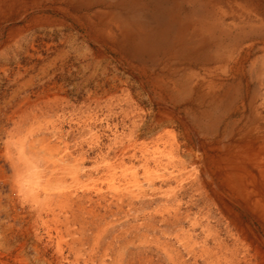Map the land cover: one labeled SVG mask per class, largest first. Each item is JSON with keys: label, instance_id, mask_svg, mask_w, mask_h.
I'll use <instances>...</instances> for the list:
<instances>
[{"label": "bare ground", "instance_id": "1", "mask_svg": "<svg viewBox=\"0 0 264 264\" xmlns=\"http://www.w3.org/2000/svg\"><path fill=\"white\" fill-rule=\"evenodd\" d=\"M4 35L6 42L17 44V76L31 75V85L15 91L4 105L14 127L8 150L14 169L11 190L23 196L19 204L30 208L33 225L46 226L61 256L66 245L82 243L79 234L97 217L82 206L81 190L91 184L120 197L144 192L146 184L130 165L138 157L146 160L148 172L150 163L173 171L186 161L195 172L201 162L206 185L225 186L240 201H253L252 209L264 221V0H0V37ZM76 63L88 88L81 106L66 99V70ZM110 93L116 97L111 105L123 110V127L133 129L126 134L115 125L108 146L112 154H105L95 169L85 170L87 157L73 155L70 144L60 141L66 147L62 150L40 136L46 125L68 118L74 127L89 131V144L101 150L106 136L99 130L91 133L95 114L90 106L93 100L100 105ZM25 124L30 127L19 132ZM177 128L184 131V144L177 140ZM235 139L244 140L236 143L237 156L226 152ZM218 149L222 153H213ZM178 178L163 180L172 184L167 195L176 198L189 181ZM96 230L93 251L104 231Z\"/></svg>", "mask_w": 264, "mask_h": 264}, {"label": "rangeland", "instance_id": "2", "mask_svg": "<svg viewBox=\"0 0 264 264\" xmlns=\"http://www.w3.org/2000/svg\"><path fill=\"white\" fill-rule=\"evenodd\" d=\"M16 45L15 41L6 42L5 35L0 37V264H264V242L261 241L264 239V221L252 209L253 201L245 203L240 201L239 198L237 199L228 194L230 191L225 186H216L214 183H209V181L208 185H206L207 180H205V175L203 174L204 164L201 162L196 164L199 165L195 172L192 170L194 167L186 163L187 161L183 163L184 166L173 168V171L168 168L164 169L163 164L150 163L149 167H151V170L149 169L148 172L145 170L146 160L143 157H138L135 160L136 162L130 163L132 168L135 169V176L140 177L141 183L146 184L144 192L138 197L130 195L120 197L117 196L114 190L108 188L98 191L90 183L85 188L86 191H80L79 195L81 194L83 197L82 206L93 209L97 217L91 218L89 227L83 231L87 236L84 233L79 234L83 237L81 244L77 243L74 248L64 245L65 250L62 257L57 252L56 241L53 243L50 241L46 226L39 222L38 226L37 224L33 225V217L29 216L30 208H23L19 204L23 201V196L20 193L16 195V191L11 190L13 187L10 184V180L14 174V169L8 159V150L10 145L9 135L14 131V127L6 119L4 105L6 104L5 101L7 102L15 91H24V85H31V75L24 78L17 76V72L21 68L16 62V59L18 61L15 51ZM26 58L28 59V57ZM23 64L25 67L31 65L26 62ZM78 66V63L68 66L66 74L70 77L65 83V88L67 89L66 99L73 102L75 106H81L88 99V88L84 86L85 78L77 73ZM1 67H4L3 70ZM23 70L24 67L22 68ZM120 71L123 74L125 70L121 68ZM124 74L125 76L127 75L126 73ZM14 83L16 85H13ZM122 93L123 91L120 90L119 94ZM113 94L110 93L100 105H97L93 100L90 106L92 114H95L92 124L93 132L91 133L99 130L100 133L102 132L106 136L104 138L106 145L104 146L103 143V146L100 147L101 150L97 146L94 148V144H89V142H92V134L89 131L86 132L80 128V124L74 127V124H70L68 118L55 125H46L40 130V136L46 137L48 142L51 141L58 147L61 146L62 150H65L66 147L64 144L59 146V142L65 141L70 144L73 155L80 157L81 154H84L87 157L85 170L95 169L105 160L104 155L111 153L108 146L111 144V135L115 125L118 126L119 131L126 134H129L130 130L133 129L132 125L123 127L122 119L124 113L122 108L115 106V104L111 105V102H116V97ZM124 108L127 112L129 111L126 105H124ZM51 116L55 119L57 118L54 114ZM107 126L112 127L108 129ZM28 127H30V124H25L18 131L26 132V129L23 128ZM174 130V133L178 134L177 140L184 144L186 142L184 131L178 128ZM243 141L238 139L231 141L226 148V152H236L237 156V145L242 144ZM214 146L217 149L219 145L216 143ZM182 149L186 151L188 147L184 145ZM12 151L16 153L15 149H12ZM213 153L217 155L222 152L218 149L217 152ZM61 154L63 155L64 153L61 152ZM178 164H180L179 161ZM74 165L75 163L72 162V166ZM169 173L170 175L168 176ZM65 177L68 182L72 181L70 174H66ZM170 177H179L178 179H184L183 181L189 180L186 181L187 185L184 189L178 192L176 198L165 193L172 184L165 185L166 182L164 181L165 183L163 184V180ZM92 179L100 178L94 176ZM262 187L264 188V185ZM226 195H229V197H226ZM100 198L104 200L102 201ZM62 210L61 207H58L56 213L61 215ZM62 216L63 214L60 217L61 219H63ZM47 219L51 220V227H54L52 216L48 215ZM94 224L95 226H93ZM96 229H103L104 231L102 230L103 232L99 237L97 249L95 248L93 251L90 243H94L93 238L94 233L97 231ZM102 237L105 239L103 240ZM57 257L59 260H57ZM114 259L115 261H113ZM7 261L10 262L8 263ZM60 261L63 262L61 263Z\"/></svg>", "mask_w": 264, "mask_h": 264}]
</instances>
